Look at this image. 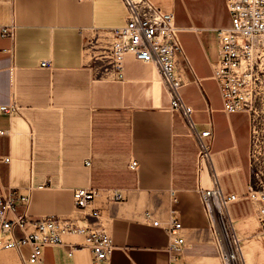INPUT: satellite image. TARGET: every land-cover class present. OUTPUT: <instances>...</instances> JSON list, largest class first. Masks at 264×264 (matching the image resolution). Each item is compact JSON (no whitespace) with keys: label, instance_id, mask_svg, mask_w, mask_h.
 Listing matches in <instances>:
<instances>
[{"label":"crops","instance_id":"obj_1","mask_svg":"<svg viewBox=\"0 0 264 264\" xmlns=\"http://www.w3.org/2000/svg\"><path fill=\"white\" fill-rule=\"evenodd\" d=\"M151 1L171 11L179 28L181 94L197 126L212 131L222 191L242 194L253 178L252 116L225 111L212 77L214 30L230 24L225 0ZM125 15L122 0H0V105L15 96L20 106L13 116L0 111V193L29 192L26 212L37 218L72 213L74 188L100 189L114 244L106 264H220L196 190L199 179L208 182L198 175L197 144L170 107L158 69L126 54L124 77L110 79L90 60V41L123 24ZM7 25L14 26L12 36L2 35ZM41 59L50 66H39ZM107 189L120 190L123 199L106 202ZM171 209L186 240L175 254L167 250L166 231L143 217L151 210L165 219ZM229 211L235 230L251 245L260 232L250 202L240 198ZM64 239L83 241L79 235ZM68 250L46 245L37 264H92L86 246ZM27 251L0 249V264H23Z\"/></svg>","mask_w":264,"mask_h":264},{"label":"built area","instance_id":"obj_2","mask_svg":"<svg viewBox=\"0 0 264 264\" xmlns=\"http://www.w3.org/2000/svg\"><path fill=\"white\" fill-rule=\"evenodd\" d=\"M85 1V0H78ZM126 15L123 24L108 28L90 41L91 58L95 69L105 78L124 77V57L132 54L136 59L153 64L159 71L169 95V105L180 112L197 144V193L203 204L210 239L217 248L222 264H246L240 238L234 228L229 206L246 198L253 209L260 232L264 234V177L253 171L244 193H224L218 172L212 160L210 128H199L192 117L193 108L181 94L184 84L182 71L177 67L178 56L183 53L179 28L173 23V13L157 6L151 0H122ZM230 24L215 28L216 58L212 63V77L216 80L227 112H250L257 98L264 94V0H225ZM13 25L2 27V35L12 36ZM39 66L49 67L50 60L41 59ZM0 111L10 116L20 113V106L11 96L0 105ZM4 130L0 129V133ZM9 157L3 160L8 161ZM86 164L89 161L86 160ZM132 167L135 162H131ZM172 201H176L170 190ZM101 191L86 186L73 189V211L61 216L50 214L30 217L26 208L29 192L10 188L0 193V249L28 248L23 264H37L46 245H67L68 254L77 246H86L91 252L92 264H106L114 249L110 220L104 219L98 201ZM106 202L123 199L120 190H105ZM24 209L17 211V206ZM143 217L150 224L162 227L168 235L167 250L178 253L186 243L182 223L176 210L171 209L165 219L154 217L151 210ZM19 229L20 237L13 231ZM79 235L82 243L67 242L64 237Z\"/></svg>","mask_w":264,"mask_h":264},{"label":"rangeland","instance_id":"obj_3","mask_svg":"<svg viewBox=\"0 0 264 264\" xmlns=\"http://www.w3.org/2000/svg\"><path fill=\"white\" fill-rule=\"evenodd\" d=\"M250 113L252 116L250 151L252 158V171L264 177V94H262L261 97L257 98L253 107L250 110ZM253 221L256 224L255 219H253ZM236 233L240 238L245 263L264 264V234L260 232V235L258 237L252 239L253 243L251 245H248L247 242H243V238H241V235L237 231ZM215 249L219 258V263L222 264V260L218 254L217 248L215 247Z\"/></svg>","mask_w":264,"mask_h":264},{"label":"bare ground","instance_id":"obj_4","mask_svg":"<svg viewBox=\"0 0 264 264\" xmlns=\"http://www.w3.org/2000/svg\"><path fill=\"white\" fill-rule=\"evenodd\" d=\"M244 250V249H243Z\"/></svg>","mask_w":264,"mask_h":264}]
</instances>
